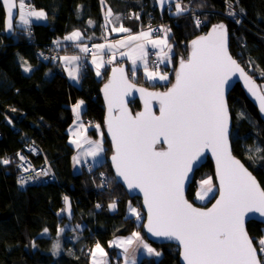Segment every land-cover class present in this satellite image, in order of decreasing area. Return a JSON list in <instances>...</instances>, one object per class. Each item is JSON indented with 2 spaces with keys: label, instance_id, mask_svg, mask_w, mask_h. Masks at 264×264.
Here are the masks:
<instances>
[{
  "label": "trees",
  "instance_id": "trees-1",
  "mask_svg": "<svg viewBox=\"0 0 264 264\" xmlns=\"http://www.w3.org/2000/svg\"><path fill=\"white\" fill-rule=\"evenodd\" d=\"M104 1L113 14L132 28H138V24L165 22L172 50L170 58L175 68L178 60L187 55L191 39L205 33L210 26L223 23L228 29L232 56L258 81L260 87L264 82V75L261 74L264 70V0H185L187 5L184 6L188 11L181 15L174 14V4L165 6L161 13L154 0ZM29 2L32 7L43 10L47 19L32 23L29 31L24 33L21 32L23 28L18 30L15 27L13 33L2 34L5 14L0 6V159L11 161L7 165L0 163V264H93L90 250L97 243L109 248L111 253L114 250L108 246L111 240L134 230L139 231V228L144 239L161 255L143 258L138 264H179L176 245L150 243L143 232L142 221L138 225L137 219L127 214L129 203L134 202L141 209L140 198L125 193L114 178L107 160L95 169L94 166H83L80 171L72 172L71 159L75 148L69 141L67 129L74 120L73 106L84 101L81 105L82 120L103 125L105 107L99 91L110 67H106L98 78L93 68L87 65V60L86 67L79 69L80 81L77 85L57 64L45 63L37 56V51L46 49L56 38L64 37L75 29H80L86 37L82 42L99 41V36L105 33L101 0ZM228 9H234L235 16H230ZM138 10H142L141 15ZM131 11L136 16L138 14L139 19L136 16L123 18ZM196 17L202 22L199 26L196 25ZM23 61L31 66L30 72L23 71ZM140 70L136 68L133 73L128 68L133 82L165 89L167 82L149 84ZM227 101L233 123L230 132L232 151L251 169L264 189V122L238 84L231 88ZM130 106L133 111L140 107L137 100ZM6 114L19 125L17 132L4 122ZM90 133L97 136L95 130ZM23 136L39 145L56 181L18 189L14 153L21 147ZM104 140L112 152L108 139L104 137ZM41 159L42 154L33 160L38 163ZM99 169L109 172L110 186L104 189L98 188ZM213 170L211 160L207 159L195 171L186 193L188 200L196 202L193 199L197 190L196 180L203 179L205 175L213 176ZM65 196L70 197L74 209L71 221L62 210ZM42 203L47 210L40 216L34 210ZM113 203L115 207L110 208ZM66 221L72 227L80 224L81 228L75 235L71 234L75 227L66 230L65 235L60 234V227ZM263 227L256 221H248L246 225L255 245L263 235ZM44 229L48 231L44 232ZM55 244L59 245L58 251L53 247ZM110 257L113 255L110 254Z\"/></svg>",
  "mask_w": 264,
  "mask_h": 264
},
{
  "label": "snow or ice",
  "instance_id": "snow-or-ice-1",
  "mask_svg": "<svg viewBox=\"0 0 264 264\" xmlns=\"http://www.w3.org/2000/svg\"><path fill=\"white\" fill-rule=\"evenodd\" d=\"M101 2L103 3V0ZM165 2L166 0H159L161 5ZM0 6L6 9L7 27L11 29L13 9L17 7L15 0H0ZM18 9L20 21L24 25L29 24L28 17L47 19L42 10L25 12L24 0H20ZM175 10V15H181L187 12L188 8L182 7L180 0H176ZM228 14L235 16L231 10ZM112 15V10L108 9L105 16L107 23H112L109 19ZM136 18L139 19L138 14ZM116 19L119 20V16ZM195 22L197 26L201 23L198 17ZM112 31L130 32V29L121 24L119 27H113ZM164 31L163 39L148 40L151 31H142L139 35H129L125 41L117 42L116 45L108 44L107 47H126L134 41L148 40L154 48L160 49L163 62L165 58L170 59L168 54L171 52L167 42L168 30ZM64 39L80 41L82 33L73 31ZM76 46L80 47L79 44ZM95 47L104 49L106 45L97 44ZM165 48L168 49L167 52ZM80 51L87 53L89 48L83 46ZM121 55H128L134 66L137 59L144 61L145 75L149 80H169L167 74L148 71V53L142 43L132 47L129 53ZM60 59L73 65L68 75L72 80L78 81L75 62L81 61L82 58L74 55ZM93 63L96 64V75L100 76L103 64L97 62L95 54ZM22 66L25 73L32 70L27 61H23ZM135 70L134 67L133 73ZM112 72L113 78L104 86L110 114L106 123L114 145V155L111 159L117 177L123 179L128 189H139L144 194V204L148 210V232L155 237L179 241L182 246L181 255L186 264H262L245 230L244 222L248 214L264 217V189H261L248 169L230 151L229 116L224 93L230 76L238 72L248 91L259 100L261 112H264V94L258 91L253 79L229 54L226 26L223 23L214 25L207 35L191 41L190 54L187 59L180 60L179 70L175 73V83L167 91L155 93L144 88L137 89L145 98L143 112L133 115L128 111L123 96L128 94L134 85L129 83L122 68H114ZM261 74L264 75V70H261ZM152 99L159 101V115L154 114L149 106ZM83 103L81 100L73 106L77 118ZM113 107L120 109L117 116L111 115ZM79 127L83 128V125ZM76 135L80 136L82 133L77 132ZM161 138L167 144L166 150L155 148ZM73 142L79 144V140ZM85 142L92 145L86 155L91 156L93 160L105 151L102 140L93 141L85 137ZM208 147L216 157L220 187L219 199L211 208L204 210L193 207L184 198L183 187L188 173L198 163L203 149ZM17 155L21 160L25 159L19 153ZM74 160L80 162L77 157H74ZM10 162L8 159H0V163L5 165ZM39 175L41 173H37V176ZM43 175L46 176L47 172ZM31 179L32 176L21 177L18 183L23 185L26 180ZM201 187L202 192L197 196L203 200L212 192L211 178L203 180ZM65 201L67 203V197ZM109 207L114 208L115 204H110ZM130 211L137 220L141 218L135 208ZM47 231L48 229H44V232ZM133 240L139 241L148 254L161 255L143 242L139 232H133L130 238L120 243L131 245ZM259 244L264 246V239H261ZM53 247L59 250L58 244ZM260 250L264 251V247ZM97 252L101 256L106 255L99 243L92 252L93 264H103L102 261L97 262ZM124 252L128 253L129 248L124 247ZM132 264H135L134 260Z\"/></svg>",
  "mask_w": 264,
  "mask_h": 264
},
{
  "label": "water",
  "instance_id": "water-1",
  "mask_svg": "<svg viewBox=\"0 0 264 264\" xmlns=\"http://www.w3.org/2000/svg\"><path fill=\"white\" fill-rule=\"evenodd\" d=\"M15 4L17 6V3H16V0H15ZM3 10H4V14H5V17H4V25H5V30L7 32V34H11L13 33V30H14V25L11 29H9L7 27V16H6V9L3 7ZM17 17V7L13 9V14H12V24L14 22V19ZM214 25L210 26V28L207 29V31L205 33H201V34H198L196 37H194L193 39L190 40V42L188 43V53H187V57L189 56L190 54V51H191V41L200 37V36H204V35H207L209 33V31L212 29ZM226 30H227V47H228V52L229 54L232 56L231 52H230V47H229V40H230V37H229V33H228V29L226 27ZM169 32V31H168ZM184 58V59H187ZM233 57V56H232ZM182 59V58H181ZM178 60V63L176 65V68H175V73L176 71L179 70V65H180V60ZM233 59L236 60V58L233 57ZM237 61V60H236ZM237 63L239 64V62L237 61ZM240 65V64H239ZM241 68H243L242 65H240ZM114 68H122L124 70V75L127 77L129 83L133 84L134 85V88H132L131 90H129L128 94L124 95L123 96V100H124V103L127 105V109L130 113H132L133 115H135L136 113L138 112H143L145 110V98L142 97L141 93L139 91H137V89L139 88H144L146 89L148 92H155V93H162V92H165L167 91L168 88H170L172 86V84L175 83V75H174V78L172 80V83L167 85L165 89H154L148 85H142V84H138L136 82H133L131 79H130V76L128 74V65L124 62H122L121 64H115L113 66H111L110 70L108 71L107 73V77L106 79L101 83V88H100V91H99V95L101 96V99H102V103H103V107H105V111H104V116H103V129H104V133L106 135V138L109 140L110 142V149L112 150V152L109 154L108 156V161L110 163V169H111V172H113V175H114V178L116 179V181H118L121 186L123 187L125 193H127V195H129L130 197H136V198H140V203H141V209L143 211V213H145V217L142 221V224H143V232L144 234L146 235V238L147 240L150 242V243H156V244H163V243H168V244H171V245H176L178 247V255H179V264H186V262L183 260L182 258V255H181V252H182V246L180 245L179 241L177 240H169L167 238H161V237H155L152 235V233L148 232L147 230V227L146 225L148 224V210H147V206L144 204V194L142 192L139 191V189H133V190H130L128 189L126 183L123 181L122 178L120 177H117L116 175V171H115V167L113 165V162H112V159L111 157L114 155V145H113V141L111 139V134L108 132V128H107V120L109 119V103H108V100L106 99V96H105V92H104V86L106 84L109 83V81L113 78V72H112V69ZM245 70V68H243ZM245 73L250 76L247 71L245 70ZM117 76H119V73H117ZM251 77V76H250ZM258 89V91L261 93V94H264L263 93V90L260 88L259 86V83L258 81L251 77ZM238 84L241 88V90L244 91V94L246 96V98L248 100L251 101V103L256 107V110L258 111V115L261 119V121L264 122V112H261L260 110V107H259V100L254 97L249 91H248V88L245 84V81L244 79L240 76V74L238 72L232 74L230 76V80H229V83L226 85V88H225V100H226V103H227V107H228V116H229V121H228V145H229V148H230V151L232 153V155L240 160V162L248 169V171L252 174V176L255 178L256 182L258 183V185L261 187V189H263V187L260 185L259 183V180L256 176H254V174L252 173L251 169L245 165L243 163V161L233 153L232 151V145H231V142H230V132H231V129H232V115H231V112L229 111V104H228V101H227V98H228V95L229 93L231 92V88ZM135 100H137L139 102V105L140 107L138 109H136L135 111H133L132 107L130 106V103L131 102H134ZM150 108L151 110L153 111L154 114L156 115H159V101L156 100V99H152L150 100ZM119 111L120 109L118 107H113V110H112V113L111 115L112 116H117L119 114ZM155 148L157 150H166L167 149V144L163 142V138H161V142L160 143H157L155 145ZM207 159H210L211 162H212V165L214 167V170H213V178H215V182H216V186L218 188V191L217 193L215 194V196L212 198V200H210L208 203H204V204H201V203H198V202H195V201H191V200H188L187 199V196H186V193H187V189L189 188V186L192 184V181H193V177H194V174H195V171L197 169H199L203 163L206 162ZM219 187H220V181H219V178L217 176V163H216V157L213 155L212 153V149L210 147L208 148H205L203 149V155L200 157L198 163L195 164V166L193 167L192 171H190L187 175V178L184 180V187H183V195H184V198L190 203L193 205V207L195 208H199V209H208V208H211L215 203H216V200L219 199ZM67 197V203L65 201V198H64V203H63V206H64V216L69 220H73V212H74V209H73V206H72V202H71V199L69 196H65ZM248 221H256V222H260L264 225V217H260L259 214H248L245 216V222H244V227H245V230H246V225L248 223ZM249 238L252 240V238L250 237V234L248 233V230H246ZM253 242V247L256 248V245H255V242L252 240ZM256 255H257V258L260 260V257L258 256V252L256 251Z\"/></svg>",
  "mask_w": 264,
  "mask_h": 264
},
{
  "label": "rangeland",
  "instance_id": "rangeland-1",
  "mask_svg": "<svg viewBox=\"0 0 264 264\" xmlns=\"http://www.w3.org/2000/svg\"><path fill=\"white\" fill-rule=\"evenodd\" d=\"M16 3H17V17H16V19H15V21H14V25H15V27L18 29V30H20V28L22 29L21 30V32H28L29 31V27H30V23L28 24V25H24V24H22V22L20 21V14H19V9H18V5H19V3H20V0H16ZM24 3H25V9H24V11L25 12H28L29 10H34L33 9V7H32V5H31V3L29 2V0H24ZM170 3H173V1L172 2H170ZM168 5V4H167ZM184 5H187V2L186 3H184V4H182V7L184 6ZM228 11V13H229V9L227 10ZM231 11L232 12H235V10L234 9H231ZM33 17H28V19H30V21H31V19H32ZM160 23V22H159ZM149 25H152V24H149ZM154 27H159V28H161V24L160 25H157V26H153V30H154ZM163 29H167V26H166V24H165V22H164V25H163ZM165 33V32H164ZM154 35H156V36H159L156 32H154L153 33ZM112 34H111V32H108V33H104V37L106 38V37H110ZM164 36H165V34H164ZM163 36V37H164ZM83 43V42H82ZM110 44H113L112 42H110ZM58 45V44H57ZM59 46H61L62 47V43H60V45ZM95 46V45H94ZM170 47H171V45H170ZM115 48L116 47H113V48H109V50H115ZM65 49L66 48H64V47H62V52H65ZM147 50V49H146ZM154 50V49H153ZM147 52V51H146ZM158 52V51H157ZM171 52H172V50H171ZM170 52V53H171ZM170 53L168 54L169 55V57L171 56L170 55ZM188 53V52H187ZM159 54V53H158ZM159 56H160V58H161V55L159 54ZM187 57V55H185V58ZM62 60V59H61ZM164 62H163V65H162V67H161V69H159V70H157V69H154V66H152L151 65V63L149 62V60H148V57H147V62H148V64H149V69L151 70V71H155V72H157L158 74H167L168 75V77H169V80L168 81H160L159 79H157V80H149L148 78H147V76L145 75V70L143 71V73H144V78L145 79H147V83H149V84H154V85H156V83H162V84H164V83H166L167 82V84L166 85H169V84H171L172 83V80H173V78H174V75H175V70L173 71L172 70V68H174L175 69V67H174V62L172 61V59L170 58H165L164 60H163ZM78 62V61H77ZM114 62H116V61H114ZM118 62V61H117ZM104 63V62H103ZM106 63H108V62H106ZM105 64H103V66H104ZM163 67H164V69H163ZM78 68V67H77ZM167 68L169 69V70H167ZM72 70V69H71ZM70 70V71H71ZM131 70H133L132 68H131ZM173 72V73H172ZM78 74H79V70H78ZM171 74H173L172 76H171ZM95 75H96V72H95ZM97 76V75H96ZM98 78H100L101 77V75L100 76H97ZM75 82V81H74ZM169 83V84H168ZM77 85H79V83H76ZM142 85H144V84H142ZM146 85H148V84H146ZM165 88H166V86H165ZM262 90H263V93H264V82H262V85H261V87H260ZM73 122L70 124V126H69V128L67 129L68 131H69V133L70 134H73L75 131L77 132L78 130H76V125H78V124H82V125H84L83 126V131H82V135L83 136H77L76 138L75 137H73L72 135L70 136V138H69V141H70V143L74 146V148H75V153L73 154V156H72V159H71V164H72V172H77V171H80L81 169H82V167L83 166H88L89 164H92V162H90V160H93V158L91 157V156H88V155H86V153L88 152V150H89V148L90 147H92V145H90V144H88V143H86L85 142V137L87 138V139H89V140H93V141H100V140H102L103 141V147H104V149H105V151L98 157V158H96V160L95 161H97L98 163L97 164H92V165H90V167H93L94 166V169H95V167H97V166H99V165H101V164H103V163H105V162H107L108 161V154L111 152L109 149H108V146H107V144H106V142H105V140H104V137L106 138V135H105V133H104V129H103V125H101V126H99V128L98 127H96L97 126V124L96 123H92V124H89V122H87V121H83L82 120V116H81V110H80V114H79V118H77V116H76V113L74 112V117H73ZM86 130V131H85ZM93 130H95V132H96V134H97V136H94V135H91V133L90 132H93ZM107 139V138H106ZM76 140H79V144H77V143H74L73 141H76ZM109 141V140H108ZM109 144H110V142H109ZM108 155V156H107ZM74 157H77L78 159H79V163H77L76 162V160H74ZM107 160V161H106ZM94 161V160H93ZM109 162V161H108ZM103 174V175H102ZM97 176L98 177H104V178H107V183H108V185L110 186V180H109V178H110V176H109V172H107V169H99L98 171H97ZM208 178H211V181H212V189H213V191L209 194V195H207L206 197H205V199H203V200H201V199H199L198 198V196H197V194L198 193H201L202 192V187H201V182L203 181V180H205V179H208ZM196 193H195V196L193 197V199L194 200H196V202H198V203H201V204H204V203H208L210 200H212V198L215 196V194L217 193V191H218V188H217V186H216V182H215V178H213V176L212 175H205V176H203V179L201 178V179H197L196 180ZM131 208H135L136 210H137V212L140 214V219L139 220H137V224L138 225H140V222L141 221H143V219H144V217H145V213H143V211H142V209H139V206H138V204H136V203H129V205H128V210H127V214L129 215V216H132L133 218H135V220H136V217L131 213V211H130V209ZM46 207H45V204L44 203H42V204H39V205H37L36 206V208H35V212L36 213H38V215H40V216H43L44 215V213L46 212ZM63 211H64V208L62 209ZM74 227H75V229H74ZM74 227H72V224H70L69 222H65L60 228V234H66V230H69V229H71V230H73L72 231V235H75L76 234V232H78L79 231V229L81 228L80 227V224H78V223H76L75 224V226ZM262 230H263V235H262V237H260V239H258L257 240V245H256V250H257V252H258V256L260 257V260H261V262H262V264H264V251H261L260 249H261V247H264V246H262V245H260L259 244V241L261 240V239H264V227L262 228ZM133 232H139L140 233V236H141V238H142V240H144L145 241V239H144V236L142 235V233H141V230H140V228H139V231L137 230H134V231H132V232H130V234H127V235H125V236H127V237H125L124 238V240H127L128 238H130L131 237V234L133 233ZM42 235V234H41ZM59 237H61V236H59ZM146 242V241H145ZM147 243V242H146ZM148 244V243H147ZM119 245L121 246V247H126V246H129V245H124V244H121V243H119ZM108 246H112V244H111V242H109V245ZM102 247V246H101ZM151 247V246H150ZM103 248V247H102ZM129 248V247H128ZM104 249V251H105V253H106V255L105 256H101L100 255V253L99 252H97L96 253V260H97V262H100V261H102L103 262V264H120V260H118V259H116L115 258V254H116V248L114 247V250H113V252L111 251V253H110V250H109V248L107 249V248H103ZM154 249V248H153ZM93 250H95V246L90 250V255L92 254V252H93ZM110 254H112L113 255V257H110ZM153 257H156V255H149V256H147V255H142L141 256V258L139 259V261L138 262H140L143 258H153ZM115 261H116V263H115ZM138 264V263H137Z\"/></svg>",
  "mask_w": 264,
  "mask_h": 264
},
{
  "label": "crops",
  "instance_id": "crops-1",
  "mask_svg": "<svg viewBox=\"0 0 264 264\" xmlns=\"http://www.w3.org/2000/svg\"><path fill=\"white\" fill-rule=\"evenodd\" d=\"M172 1L173 0H166V2L163 5H161L159 3V0H154V4L158 7L159 10H161L167 4H170V2H172ZM102 4H103V10H104L103 11L104 30H105V32H111L112 35L110 37H106V38L103 35H100L99 36V41H93L92 40L94 45H97V44L106 45V47L104 49H97L95 47V49H96L95 57H96L97 62L105 64L104 66H102L100 68L101 74H102V71L106 67L107 68H109V67L111 68V66H113L114 64L118 63L117 61H122L123 60L125 63H127L128 68H130V69L131 68L133 69L134 67H135V69L136 68H140L141 69L140 71H141V73L143 75L144 74L143 71L145 70L144 61H142L140 59H137L136 65L134 66L133 63H132V60L129 59V56L128 55H121V53H129L132 47H134L136 44L142 43L144 45V50L145 51L148 48H152V49H155L156 51H158V53L162 56V53L160 52V49L159 48H154L152 46V44L148 42V40L163 39L165 37V36L164 37L156 36V35L153 34L154 33V31H152L153 30L152 29L153 26L160 25V23H156V24H153V25L146 24V25H143V26H141V24H138V28H132L125 20H121V17L119 18V20H117L116 19L117 16L115 14H113L111 17H109V19L112 20V23H107L105 21V16H106V14L108 12V9H110V8L107 7V5H106L104 0H103ZM33 9H34V11H41V9H37L35 7H33ZM29 21H30V19H29ZM44 21H45V19L37 20L35 17H33L29 23L32 24L34 22H44ZM121 24L124 27L130 29V32H119V31L113 32L112 31L113 27H119ZM14 28H15V25H14ZM73 31H80L81 32L80 29H75V30H72V31L68 32L67 35H65L64 37L70 35ZM142 31H151V35H150V37H148V40L141 39L139 41H134V42H131L126 47H116L115 50H109V48L107 47V45L110 44V42H112L113 45H116L117 42L125 41L129 35H139V33L142 32ZM64 37L56 38V40L54 41L53 44L54 45H56V44L60 45V43H62V47H64V48L67 47V46H71V47H67V49H65V52H63V54H65L66 56H69V57L74 56V54H72V53L76 49H78V47L76 45L77 44H79V45L82 44L81 40L86 39V37L84 36L83 33H82V39L80 41H67V40L64 39ZM167 42H168V39H167ZM168 45L170 46L169 42H168ZM68 48H71V49H68ZM167 50L168 49L165 48L166 52H167ZM93 58H94V55L89 57V59L87 61V65H89V67L91 66L93 68V71L96 72V64L93 63ZM146 59H147V57H146ZM109 60L111 61V63H106ZM114 61H116V62H114ZM79 62L80 61L75 62L76 66L78 67V70H79V65H78ZM57 66H58V68L63 69L65 75L73 83H75V84L79 83V81H80L79 74H78V81H75V82L68 75V73L72 69L73 65H69V64H67V62H65L64 60L60 59L59 63H57ZM147 68H148V71H151L149 69L148 62H147ZM130 73H131V71H130ZM81 112H82V108H81ZM79 125H81V124L76 125V130H78L77 132L82 133L84 128H80ZM77 132L75 131L73 134L69 133V137L72 135L73 137L76 138L77 137V135H76ZM81 136H83V135H80V137ZM90 162H92V164H97L98 163L95 160L94 161L90 160ZM125 237H127V236H119V237L115 238L114 240L110 241L111 244H112V246H110V247H113V248L115 247L116 248V254L114 256H115L116 259H118V258L120 259V264H132L133 260L135 261V264H137L142 255H144V254L147 255V256L150 255V254L147 253L146 249H143L140 246V242L136 241V240H133V243L131 245L126 246V247H129V252L125 253L124 252V246L123 247H121V246L118 247L117 246L121 241L124 240ZM145 241L143 240L144 243L147 242V241L146 242ZM148 245L151 246L152 248H154L149 243H148Z\"/></svg>",
  "mask_w": 264,
  "mask_h": 264
},
{
  "label": "built area",
  "instance_id": "built-area-1",
  "mask_svg": "<svg viewBox=\"0 0 264 264\" xmlns=\"http://www.w3.org/2000/svg\"><path fill=\"white\" fill-rule=\"evenodd\" d=\"M181 4L185 3V0H180ZM176 0H173V3H170L167 6H171V5H175ZM164 10V9H163ZM201 21V20H200ZM202 23V22H201ZM200 23V24H201ZM161 24V28L159 27H154V32H156L159 36H164V29H163V21H160ZM103 32H105V30L103 29ZM108 33V32H105ZM2 34H7L6 30L3 29L2 30ZM83 46H87L89 48V52L84 53L80 51V47ZM80 47H78V49H76L72 54L74 55H78L80 56L82 59L79 62V69H83L86 67L85 62L89 59V57L93 56L94 54L96 55L95 51V46L94 43L91 42H83L82 44H80ZM147 57L149 62L151 63L152 66H154V69H161L163 62H161V58L158 54V52L152 48H148L147 50ZM41 56L47 57L48 59H54L58 56L59 53H63L62 52V48L59 45H54L53 43L51 44V46L47 47L46 49H43L41 51H39ZM10 122V128L14 131L17 132L19 130V125L16 124L15 122H13V120L9 119ZM87 122H89V124H91L90 120H87ZM0 137H1V133H0ZM22 145L21 147H19L16 151H15V165L17 168V172H16V185L18 187V189L20 190H25L28 187H31V185H41V184H48V183H52L54 181H56V177L55 174L53 172V169L51 167V165L49 164V162L47 161V159L45 158L44 154L42 153L39 145L37 143L34 142V140L32 139H27L26 136H23L22 139H20ZM20 154L22 156L25 157L24 160H21L20 157L17 154ZM42 154V159L40 160V162L35 163L34 162V158L39 157ZM91 164H89L88 166H90ZM27 169V171L25 170ZM47 172V175H43V173ZM37 173H41V175L37 176ZM32 176L33 179L31 180H26L25 183H23V185L21 183H18V181L20 180L21 177H29ZM98 188L99 189H104L106 188V186H108L107 183V178L104 177H99V182H98Z\"/></svg>",
  "mask_w": 264,
  "mask_h": 264
},
{
  "label": "bare ground",
  "instance_id": "bare-ground-1",
  "mask_svg": "<svg viewBox=\"0 0 264 264\" xmlns=\"http://www.w3.org/2000/svg\"><path fill=\"white\" fill-rule=\"evenodd\" d=\"M161 11V13L163 12V9H161L160 10ZM141 12H142V10H138V13L141 15ZM127 16V17H126ZM134 16H136L135 15V13L134 12H130V13H128V14H124L123 15V18H125V19H131L132 17H134ZM16 19V18H15ZM15 19H14V21H15ZM13 25H14V22H13ZM40 56L41 58H43V59H39L40 61H44L45 63L46 62H48V63H50V64H57V63H59V61H60V58L61 57H64V56H66L65 54H63V53H59L58 54V56L56 57V58H54V59H48L47 57H44V56H41L40 55V53H39V51H37V56ZM39 57V58H40ZM122 62H124L123 60L122 61H118V63L117 64H121ZM125 63V62H124ZM127 64V63H126ZM115 65V64H114ZM9 119H11L10 117H9V115L8 114H6L5 116H4V122L5 123H7L8 125H9V127H10V122H9ZM12 120V119H11ZM212 191H213V189H212ZM211 193V192H210ZM210 193H208V195L210 194ZM143 227V226H142Z\"/></svg>",
  "mask_w": 264,
  "mask_h": 264
}]
</instances>
